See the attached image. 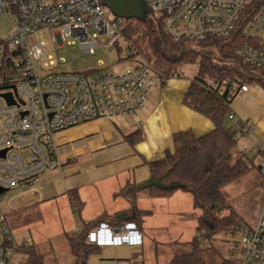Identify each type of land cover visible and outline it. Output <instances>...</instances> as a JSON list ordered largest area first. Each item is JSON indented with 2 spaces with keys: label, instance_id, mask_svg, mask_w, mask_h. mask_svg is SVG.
Listing matches in <instances>:
<instances>
[{
  "label": "built area",
  "instance_id": "1",
  "mask_svg": "<svg viewBox=\"0 0 264 264\" xmlns=\"http://www.w3.org/2000/svg\"><path fill=\"white\" fill-rule=\"evenodd\" d=\"M145 1L149 14L161 20L168 35L176 41L192 42L232 36L245 20L251 2ZM257 1L242 27L245 41L238 53L246 63L264 70V0ZM105 7L102 0H0V13L14 22L9 35L0 38V187L9 189L21 183L37 186L47 169L60 165L56 140L60 131L97 118L134 116L152 89L169 78L149 59L136 55L138 49L126 35L125 19L109 16ZM46 27H54L53 41L59 45L78 44L84 53H93L100 45H116L136 62L115 72L100 68L97 75L92 70H52L60 61L48 53L47 44L29 41L33 33ZM7 59L16 71L8 72ZM207 84L216 86L210 78ZM249 87L247 83L232 84L229 89L236 96ZM5 92L13 93L15 103L8 102L2 95ZM228 118L236 121L233 130L237 133L255 135L251 119L237 118L232 110ZM254 148L263 150L259 145ZM87 238L98 244H136L142 234L134 222H101L88 231ZM239 241V264H264V207ZM31 242L27 236L16 239L0 206V264H15L19 246Z\"/></svg>",
  "mask_w": 264,
  "mask_h": 264
},
{
  "label": "crops",
  "instance_id": "2",
  "mask_svg": "<svg viewBox=\"0 0 264 264\" xmlns=\"http://www.w3.org/2000/svg\"><path fill=\"white\" fill-rule=\"evenodd\" d=\"M191 80L182 76L169 77L152 89L134 116L97 118L60 131L56 136L60 165L42 174L41 186L25 199L24 205L12 208L9 214L4 212L16 239L21 241L25 236L31 237L29 245L39 249L45 264H74L68 234L79 233L104 214L111 217L119 214L124 222H128L130 220L126 218L133 217L140 209L147 211L141 214L138 226L142 234L138 248L141 264H169L178 253V246L191 248L190 241L195 235L199 236L196 230L199 210L194 207L191 192L178 189L168 196L154 197L149 191L136 188L134 201L123 193L124 188L151 179L149 162L163 158L167 149L173 150L174 133L190 129L198 135V131L207 132L213 128L210 119L183 101ZM229 107L237 118L251 119L255 123V135L241 136L235 148L237 154L246 148L244 153L251 152L248 157L256 164L255 157L264 158V87L250 84L247 91L234 96ZM228 125L233 129L235 120H229ZM137 129L142 137L131 144L125 135ZM255 145L263 150H255ZM234 184L237 183L226 187L235 188ZM252 191L260 195V202L254 214L248 216L249 222L241 198L236 196L230 201V208L246 222L245 226H240V231L252 227L264 207V174L255 180ZM2 195L3 192L0 197ZM74 196L80 203L79 211L73 204ZM20 233L22 238L18 239ZM226 236L227 233L210 239L199 237L204 245L213 241L216 246L230 244L231 239ZM107 244L116 243L100 244L101 248ZM224 252L239 264L240 243L236 257L230 246H226ZM17 254L26 259L23 250L18 248ZM16 255L14 263H21L16 262ZM116 259L128 260L130 257Z\"/></svg>",
  "mask_w": 264,
  "mask_h": 264
},
{
  "label": "trees",
  "instance_id": "3",
  "mask_svg": "<svg viewBox=\"0 0 264 264\" xmlns=\"http://www.w3.org/2000/svg\"><path fill=\"white\" fill-rule=\"evenodd\" d=\"M258 3L251 0L245 20L232 36L209 37L198 42L174 40L164 31L161 20L151 14L146 20L124 18L126 35L164 76H182L183 66L197 64V72L190 81L183 101L210 119L214 126L198 135L190 129L174 133L173 150L167 149L163 158L149 162L151 177L157 182L147 188L154 197L168 196L178 189L191 192L194 207L199 210L196 230L199 236L209 239L220 232L234 233L239 230L243 217L234 208L224 214H220L218 208H223L227 202L225 187L258 167L247 153L234 154L233 150L242 135L228 125L229 105L235 96L229 87L244 83L264 87V70L246 63L238 53V47L245 41L242 27ZM6 68L8 72L16 71L10 59L6 60ZM208 78L215 81V87L207 84ZM125 137L134 144L142 134L137 129ZM136 192L135 185L123 189V193L133 201ZM73 204L79 211L80 203L75 196ZM145 212L137 209L133 217L126 219L138 227L140 216ZM124 220L119 214L113 217L104 214L79 233L68 234L74 264H88L89 254L101 249L100 244L87 238L89 230L101 222L119 224ZM199 236L195 235L190 241L189 251L175 254L169 264H237L236 259L225 256L212 242L204 245ZM19 250H23L26 259L17 264H45L36 246L21 245Z\"/></svg>",
  "mask_w": 264,
  "mask_h": 264
},
{
  "label": "rangeland",
  "instance_id": "4",
  "mask_svg": "<svg viewBox=\"0 0 264 264\" xmlns=\"http://www.w3.org/2000/svg\"><path fill=\"white\" fill-rule=\"evenodd\" d=\"M105 11L109 16H113V12L109 9V7H105ZM14 28V22L7 14L0 13V38H6L10 31ZM53 31L54 27H46L37 30L29 37V41L32 43L33 41H44L48 46V53H51L56 61H60L55 66H52V70L58 71H75V72H85L90 73L93 71V75H97L100 68H106L108 71H118L125 67L131 66L136 62V59H131L126 57L125 49L120 50L118 46L108 47L100 45L95 48L93 53H84L78 44H64L59 45L53 41ZM213 50V49H212ZM136 55L143 56L148 59V57L138 50ZM46 58V56H45ZM153 64V63H152ZM155 67V66H154ZM156 68V67H155ZM197 72V64H187L182 67V77L184 79H192ZM156 80L160 78L155 76ZM198 134H202L206 131H198ZM234 154H237L236 148L233 150ZM251 156V152L247 154ZM256 165L252 171H250L247 175L242 177L239 181L235 182L237 184L235 188L226 187L227 194V202L225 206L222 208H218V212L220 214L227 213L230 209V201L234 198L240 197L241 202L243 203L244 210L246 212L247 221H250V217L248 216L254 214V211L259 207L260 195L255 192H250L251 187L254 186L255 180L258 178H262L264 174V158L261 156L255 157ZM258 162L261 164L259 165ZM41 185L38 184L34 186L32 184H26L21 186H16L9 188L3 195L0 197V206L3 212H9L12 208L16 206L24 205L25 199L35 193ZM143 191H148L147 187L143 188ZM257 221V220H256ZM256 223V222H255ZM246 222H242V226H245ZM242 230H237L234 233L232 232H220L215 234L214 236H224L225 233L228 234V238L231 239L230 244H222L220 243L216 247L217 250L221 251L223 254L225 253V247L230 246L233 249V256L238 255V245L239 240L242 235ZM22 233L18 234V239H21ZM212 241V240H211ZM211 243V242H210ZM212 243H214L212 241ZM211 243V244H212ZM107 247L101 248L99 251H93L88 256V264H141L139 258V243L131 244L130 246H134L136 248H130L128 245H122L120 243H116L115 245L107 244L104 245ZM190 250V247L185 245H181L177 247L178 253L187 252ZM117 257H130L128 260H117ZM24 256L17 254L16 262H22L24 260ZM217 261H220V258H217Z\"/></svg>",
  "mask_w": 264,
  "mask_h": 264
},
{
  "label": "water",
  "instance_id": "5",
  "mask_svg": "<svg viewBox=\"0 0 264 264\" xmlns=\"http://www.w3.org/2000/svg\"><path fill=\"white\" fill-rule=\"evenodd\" d=\"M103 4L109 7L114 15L120 16L123 18H138L146 20L149 14V8L145 0H102ZM5 96L9 103H15L12 92L2 93ZM157 180H154L152 177L150 180L136 185L137 189H142L150 186L153 183H156ZM8 190V188L0 187V193Z\"/></svg>",
  "mask_w": 264,
  "mask_h": 264
}]
</instances>
